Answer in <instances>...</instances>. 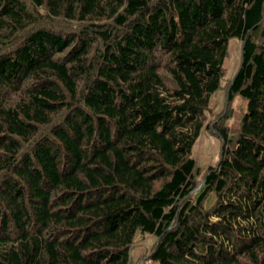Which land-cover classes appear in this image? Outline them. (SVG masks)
Instances as JSON below:
<instances>
[{
  "label": "trees",
  "instance_id": "16d2710c",
  "mask_svg": "<svg viewBox=\"0 0 264 264\" xmlns=\"http://www.w3.org/2000/svg\"><path fill=\"white\" fill-rule=\"evenodd\" d=\"M139 234L154 264H264V0H0V264H133Z\"/></svg>",
  "mask_w": 264,
  "mask_h": 264
},
{
  "label": "rangeland",
  "instance_id": "374dc122",
  "mask_svg": "<svg viewBox=\"0 0 264 264\" xmlns=\"http://www.w3.org/2000/svg\"><path fill=\"white\" fill-rule=\"evenodd\" d=\"M241 47L242 42L240 39L234 38L231 40L229 54L226 59V71L222 81V87L213 96L212 100L213 113H218L223 109L226 100V87L240 65ZM246 105L247 102L242 97L236 96L234 98L231 105L233 114L226 122L232 129L239 127L240 119L247 107ZM209 118L211 121L215 119L214 114H211ZM221 148V139L210 128L204 129L193 150V156L196 158L198 166L203 173L209 165L217 162ZM198 188H200V185ZM156 241L157 237L151 234L137 235L132 247L133 264H154L147 258L146 254L151 251V248H153ZM143 253L145 254L143 255Z\"/></svg>",
  "mask_w": 264,
  "mask_h": 264
}]
</instances>
